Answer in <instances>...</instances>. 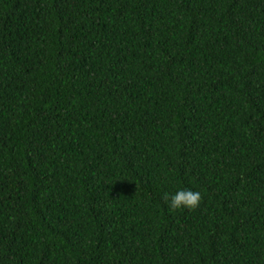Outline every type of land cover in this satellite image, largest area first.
Wrapping results in <instances>:
<instances>
[{
  "label": "trees",
  "instance_id": "16d2710c",
  "mask_svg": "<svg viewBox=\"0 0 264 264\" xmlns=\"http://www.w3.org/2000/svg\"><path fill=\"white\" fill-rule=\"evenodd\" d=\"M0 264H264V0H0Z\"/></svg>",
  "mask_w": 264,
  "mask_h": 264
},
{
  "label": "clouds",
  "instance_id": "9594fccd",
  "mask_svg": "<svg viewBox=\"0 0 264 264\" xmlns=\"http://www.w3.org/2000/svg\"><path fill=\"white\" fill-rule=\"evenodd\" d=\"M162 198L168 203L170 210L182 208L194 210L199 206L202 194L191 189H180L174 194L164 193Z\"/></svg>",
  "mask_w": 264,
  "mask_h": 264
}]
</instances>
